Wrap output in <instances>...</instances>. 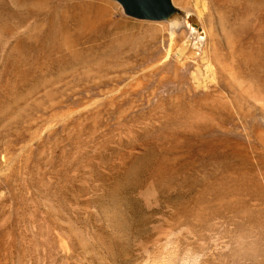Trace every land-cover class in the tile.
Instances as JSON below:
<instances>
[{"label": "rangeland", "instance_id": "1", "mask_svg": "<svg viewBox=\"0 0 264 264\" xmlns=\"http://www.w3.org/2000/svg\"><path fill=\"white\" fill-rule=\"evenodd\" d=\"M173 1L0 0V264H264V0Z\"/></svg>", "mask_w": 264, "mask_h": 264}, {"label": "water", "instance_id": "2", "mask_svg": "<svg viewBox=\"0 0 264 264\" xmlns=\"http://www.w3.org/2000/svg\"><path fill=\"white\" fill-rule=\"evenodd\" d=\"M119 5L124 17L136 20L167 22L171 30L182 28L197 34L203 41V27L193 11L175 5L173 0H110Z\"/></svg>", "mask_w": 264, "mask_h": 264}, {"label": "bare ground", "instance_id": "3", "mask_svg": "<svg viewBox=\"0 0 264 264\" xmlns=\"http://www.w3.org/2000/svg\"><path fill=\"white\" fill-rule=\"evenodd\" d=\"M201 4V9H199V11L197 12V15H198V18L199 19H201L202 17H204V15L207 13V12H209V4H207L206 2H201L200 3ZM202 23V22H201ZM203 27V26H202ZM205 31V30H204ZM227 37V39H228V41H229V38H228V36H226ZM232 39V38H231ZM227 42V41H226ZM215 60V59H214ZM210 70H211V74H212V77H213V79L215 78V76H214V69H213V67H210ZM177 259H179V257L178 256H175ZM164 258V257H163ZM171 259H173L174 257L173 256H171L170 257ZM183 261L184 260H186V259H184V258H181ZM154 260H156V259H154ZM171 261V260H170Z\"/></svg>", "mask_w": 264, "mask_h": 264}]
</instances>
